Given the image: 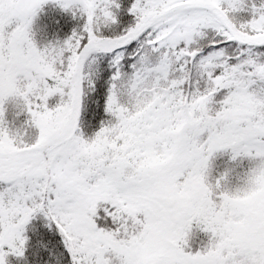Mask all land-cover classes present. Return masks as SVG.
<instances>
[{
  "label": "snow or ice",
  "instance_id": "snow-or-ice-1",
  "mask_svg": "<svg viewBox=\"0 0 264 264\" xmlns=\"http://www.w3.org/2000/svg\"><path fill=\"white\" fill-rule=\"evenodd\" d=\"M0 264H264V0H0Z\"/></svg>",
  "mask_w": 264,
  "mask_h": 264
}]
</instances>
